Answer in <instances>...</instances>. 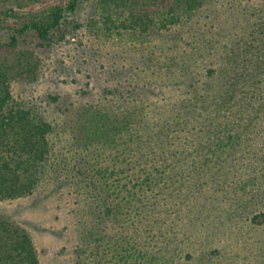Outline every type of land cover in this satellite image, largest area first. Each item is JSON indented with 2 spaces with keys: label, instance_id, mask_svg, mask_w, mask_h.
I'll use <instances>...</instances> for the list:
<instances>
[{
  "label": "trees",
  "instance_id": "trees-1",
  "mask_svg": "<svg viewBox=\"0 0 264 264\" xmlns=\"http://www.w3.org/2000/svg\"><path fill=\"white\" fill-rule=\"evenodd\" d=\"M207 1L103 0L102 20L108 29L112 13L125 10L117 24L143 33L182 22ZM231 1L253 20L246 36L228 46L219 69L205 68L217 87L187 84L156 118L136 106L97 109L87 118L86 156L74 173L95 200L85 233L96 264L201 263L202 256L219 257L216 245L227 224L236 230L264 225V0ZM78 2L50 6L17 25L0 17L10 32L0 48L7 52L28 31L47 46ZM1 13L13 16L14 7ZM9 60L0 55V200L30 194L53 168L50 122L11 100L9 80L27 73L28 62ZM0 264H38L27 232L2 218Z\"/></svg>",
  "mask_w": 264,
  "mask_h": 264
},
{
  "label": "rangeland",
  "instance_id": "rangeland-1",
  "mask_svg": "<svg viewBox=\"0 0 264 264\" xmlns=\"http://www.w3.org/2000/svg\"><path fill=\"white\" fill-rule=\"evenodd\" d=\"M102 1L79 0L75 11L64 15L60 29L52 31L47 46L28 31L17 35L7 52L0 48L9 61L28 62L23 64L27 73L9 80L12 102L40 112L52 126L53 168L30 194L0 200V218L27 232L38 264L97 263L90 255L94 243L85 233L93 225L95 200L83 192L74 173L78 159L86 156L89 115L97 109L117 112L136 106L156 118L169 112L172 95L187 84L217 87L218 79L206 77L205 68L218 70L228 46L246 36L253 20L242 4L209 0L182 22L132 33L117 24L126 17L125 10L114 11L106 28ZM66 2L0 0L1 21L17 25ZM7 6L14 7L13 16L1 13ZM9 37L0 26V43ZM226 227L228 234L215 244L219 257L202 256L201 263L191 264H264V225Z\"/></svg>",
  "mask_w": 264,
  "mask_h": 264
}]
</instances>
